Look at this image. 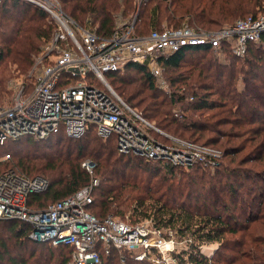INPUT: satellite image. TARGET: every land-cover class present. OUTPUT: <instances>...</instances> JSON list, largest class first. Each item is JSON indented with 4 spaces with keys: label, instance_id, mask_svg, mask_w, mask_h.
I'll return each instance as SVG.
<instances>
[{
    "label": "trees",
    "instance_id": "16d2710c",
    "mask_svg": "<svg viewBox=\"0 0 264 264\" xmlns=\"http://www.w3.org/2000/svg\"><path fill=\"white\" fill-rule=\"evenodd\" d=\"M60 2L68 15L102 37L113 34L120 18L136 14L135 30L140 35L163 24L216 30L264 14V0H147L139 9L136 0ZM55 31L54 21L43 9L22 0H0V106L10 94L13 74L30 70ZM213 55L210 47L197 46L163 60L170 96L158 89L146 66L130 64L129 74L108 73V80L129 105L177 137L217 147L220 141L213 135L224 136L227 140L221 145L230 161L214 173L199 164L175 168L121 154L114 137L101 138L95 130L78 139L62 132L43 141L32 137L9 141L0 149L7 153L10 149L14 158L3 161L7 153H2L0 171L15 169L48 179L47 192L29 197L33 209H43L90 185L92 177L82 163L91 159L99 184L88 210L97 217L132 210L140 219L150 218L157 230L192 237L191 251L180 255L179 264H264V44H251L244 58L228 52L227 62ZM224 192L230 201L219 196ZM8 222L18 246L13 256L0 232V264H51L52 252L39 253L48 248L46 244L28 250L33 242L28 224ZM206 244L219 247L206 256L202 253ZM59 249L63 264L72 249ZM125 258L128 264H153L136 261L132 255ZM119 259L121 254L114 250L105 264Z\"/></svg>",
    "mask_w": 264,
    "mask_h": 264
},
{
    "label": "built area",
    "instance_id": "2783aa9c",
    "mask_svg": "<svg viewBox=\"0 0 264 264\" xmlns=\"http://www.w3.org/2000/svg\"><path fill=\"white\" fill-rule=\"evenodd\" d=\"M22 1L46 11L57 29L36 65L33 86H22L11 104L0 106L1 147L23 137L43 141L63 132L78 139L95 130L101 138L114 137L119 153L124 155L184 169L218 165L222 157L219 148L158 128L118 94L108 73H122L130 64L146 66L158 85L167 88L163 62L184 48L204 46L220 56L230 52L244 58L251 44H264V14L216 30L184 23L154 28L144 35L136 33L137 16L131 22L120 18L113 34L102 37L68 15L60 0ZM145 1L137 0L139 6ZM45 60L47 64L40 68ZM11 158L7 153L2 160ZM82 167L92 177L90 185L43 209H33L29 197L47 192L48 179L29 177L15 169L0 171V220L25 222L41 235V242L70 247L71 257L63 264H105L114 250L121 254V261L125 259L123 252L139 262L168 261L175 243L161 230L113 216L101 219L88 210L99 179L94 176L93 160L83 161ZM154 252L159 255L157 259L152 256Z\"/></svg>",
    "mask_w": 264,
    "mask_h": 264
},
{
    "label": "rangeland",
    "instance_id": "374dc122",
    "mask_svg": "<svg viewBox=\"0 0 264 264\" xmlns=\"http://www.w3.org/2000/svg\"><path fill=\"white\" fill-rule=\"evenodd\" d=\"M137 6H138V9L141 8V6H139V2H137ZM62 7H63V5H62ZM136 16H137V14L134 15V16L127 17L125 19L122 18V19H123V21L131 22L134 18H136ZM51 19L53 20L52 17H51ZM121 20H120V22H121ZM54 23L56 25V22L55 21H54ZM163 26L176 27V26H173V25L172 26H169L168 24H163ZM163 26H161V27H163ZM56 29H57V27H56ZM152 29H154V28H152ZM51 41H52V39L49 42H46L45 44L42 45L41 51L34 58V63L30 67V70L28 72H26V73H20L18 71V72L15 73V75L13 74L12 78L9 80V85H8V88L10 90V94H9V96H6L4 98V101H3V103L1 105L5 106V105L11 104L12 101L14 100L15 96L17 95V93L19 92V90L21 89L22 86H25V87L26 86H28V87L33 86L34 81H35L36 72H38V69H36V65H37V63H39V62L42 61L41 58H43L45 56L46 50L49 47V44L51 43ZM227 54L228 53H225V54H223L221 56L220 55H217V54H214L213 56L217 57L222 62H227L228 61ZM47 62H48V60H45L43 64H40V68H43V66L45 64H47ZM13 68L15 69L16 66H14ZM122 73L123 74L121 76H125V75L129 74V71L128 70H124V72H122ZM131 75L133 77L136 76L135 73H132ZM136 77H138V76H136ZM156 85L158 86V89L160 91H162L166 95L170 96V94L172 92V90L170 89V86L167 87V88H163L162 86H159L157 79H156ZM168 85H169V83H168ZM152 123H154L156 125L155 122H152ZM158 128H160V127H158ZM160 129H162V128H160ZM164 131L167 132V133H169V134H172L173 135V133H170L169 131H166V130H164ZM213 136H214V138H216L217 141H220L217 144L218 145L217 148H219L222 151V157L218 160L219 162H218V165L217 166L212 167V168L205 167L209 171H211L212 173H214L217 170L216 168L221 167V165H222L223 162H224L223 164L228 165L229 164V161H230V158L225 157L226 156V151L224 150V147L221 145V143L222 142H225L227 139L224 136H220V135H213ZM22 144H26V143L24 142ZM26 147H28V146L26 145ZM21 149H23V147H21ZM6 151H8L6 148L3 149V150L0 149V155L2 153L4 154V152L7 153ZM9 152H11L10 149H9ZM3 158L4 157H2L1 160ZM13 158L14 157L12 156V158L9 159V161H12ZM11 164L13 165L12 162H11ZM263 185H264V182H263ZM242 192H244V191L241 190V194H242ZM219 196L222 197L225 200V202L230 201V196L227 193H225V192L224 193H221ZM96 210L97 209H94V208L92 209V211L94 213L96 212ZM108 216H113L116 219H119V220L124 221V222H127V223H131V224H143V223H147V224H150L152 227L154 226L153 225V221L150 218L140 219V217L134 215V212L132 210L129 211V212H126L125 214H123L122 212H120V213H117L116 212V213L109 214ZM8 221H10V220H8ZM8 221L7 220H0V232L2 233L3 238L6 241V243L9 244V246L12 248L13 256H15V253L17 251L16 248L18 246L17 245L18 240H17V238L15 236H13V235L10 234V232H9L10 223ZM12 221H18V220H12ZM163 231H164V234L166 235V237L168 236V237H170L171 240H174V243L175 244L173 246L174 247V250L170 251L171 252L170 253V256L171 257H168V261H166V262L163 260L161 262V264H179L180 255H183V253L185 251H189V252L191 251L190 245H191V241L193 240V238L192 237H189V236L182 237V236H180L181 234H176V232L173 231V230H167V229L165 230L164 229ZM170 231H171L172 234L169 233ZM40 239H41V235L40 234H38L37 232L31 231V233H30V240L33 241V242H32V244H30L28 250H30L33 247V245L34 246H37L38 245L37 243L46 244V246L49 249L48 248H44V249L41 248V249H39L40 250L39 253L45 254L46 252H48L46 250H49V252H52V255H53V257H51V264H59L61 260H59L58 256L61 253V250L62 249H59L60 247H56V246L50 245L49 242H41ZM37 247H39V246H37ZM218 247H219L218 244H206V245H204L202 247V253L205 254L206 256H211V255L214 254L215 250ZM122 254H123L124 257H128V258L131 256V254H129V252H123ZM38 256H40V255H38ZM48 256H50V255H48ZM152 256H153L154 259H157L159 257V255L157 254V252H154ZM119 260L116 263H118V264H128L126 262V258L124 259V261H121L120 260V262H119ZM149 261L150 262H153L151 260H149ZM108 263H109V261H107V264ZM116 263H113V264H116ZM5 264H10V263L7 261V262H5ZM41 264H43V262H41ZM153 264H156V263H153Z\"/></svg>",
    "mask_w": 264,
    "mask_h": 264
}]
</instances>
